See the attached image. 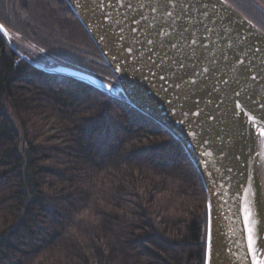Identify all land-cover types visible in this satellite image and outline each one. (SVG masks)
I'll use <instances>...</instances> for the list:
<instances>
[{
    "label": "trees",
    "instance_id": "1",
    "mask_svg": "<svg viewBox=\"0 0 264 264\" xmlns=\"http://www.w3.org/2000/svg\"><path fill=\"white\" fill-rule=\"evenodd\" d=\"M228 2L264 31V0ZM14 19L62 53L17 51L0 33V264H205L206 193L181 145L127 103L28 62L117 85L65 0H0V22Z\"/></svg>",
    "mask_w": 264,
    "mask_h": 264
},
{
    "label": "water",
    "instance_id": "2",
    "mask_svg": "<svg viewBox=\"0 0 264 264\" xmlns=\"http://www.w3.org/2000/svg\"><path fill=\"white\" fill-rule=\"evenodd\" d=\"M65 1L117 85L65 64L21 58L86 83L160 125L201 177L205 264H254L245 206L258 244L264 243V31L222 0ZM257 258L264 260V249Z\"/></svg>",
    "mask_w": 264,
    "mask_h": 264
},
{
    "label": "rangeland",
    "instance_id": "3",
    "mask_svg": "<svg viewBox=\"0 0 264 264\" xmlns=\"http://www.w3.org/2000/svg\"><path fill=\"white\" fill-rule=\"evenodd\" d=\"M18 11H15V14L13 13V15L16 18L21 19L20 17L17 16V15H19ZM20 14H21V12H20ZM254 15H256V14H254ZM14 21H15V19H14ZM15 23H16V27L15 26H13V27H9L8 26L9 27L8 28V27L5 26L7 28V31H8V36L7 37H5L4 35L3 36L5 37V40L7 41L8 46L16 49L17 51L21 50L22 52H23V50L26 49L27 46H30V47H33V49H35L34 54L42 53L43 55H45L46 57H50L51 59H55V58H53V55H52L53 53L54 54L62 53L61 50H58L59 49L58 47H61V45L59 44V41H56V42H58L59 46L56 44L55 41L53 42V44L52 43L45 42L46 44L44 46H46V48L48 50L46 52L44 48H38L37 46H35L34 44H32L29 41V39L26 36L22 35V33L19 31V29H21L20 27L22 25L25 27V29L27 30V32L29 30L27 28V25H31L34 29L38 30L37 29V25L35 24V22H30L31 24H22V25H20L21 23L18 24L19 23L18 21H15ZM52 38H54V37H52ZM65 44L67 46L70 45L67 42H65ZM66 45H64V46L66 47Z\"/></svg>",
    "mask_w": 264,
    "mask_h": 264
},
{
    "label": "snow or ice",
    "instance_id": "4",
    "mask_svg": "<svg viewBox=\"0 0 264 264\" xmlns=\"http://www.w3.org/2000/svg\"><path fill=\"white\" fill-rule=\"evenodd\" d=\"M225 4H227L228 0H222ZM230 7V5H229ZM250 23V22H249ZM0 29H3V25H0ZM5 35H7V32L5 31ZM109 91L112 90V86L110 85L108 88ZM239 106V105H238ZM264 134V132H262ZM245 224L247 226V244H248V250L252 256L254 264H264V260L258 259V255L260 253L261 249H264V243L258 244V233L255 227V221L253 220V213L248 208V206H245ZM260 235H264V232L260 233ZM211 251H212V241L211 236L208 238V253L209 258H211Z\"/></svg>",
    "mask_w": 264,
    "mask_h": 264
}]
</instances>
